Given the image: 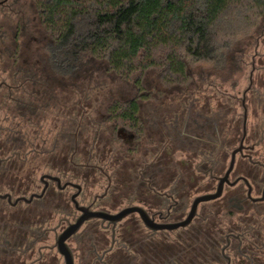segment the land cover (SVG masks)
<instances>
[{
	"label": "flooded vegetation",
	"instance_id": "af4514ba",
	"mask_svg": "<svg viewBox=\"0 0 264 264\" xmlns=\"http://www.w3.org/2000/svg\"><path fill=\"white\" fill-rule=\"evenodd\" d=\"M18 1L0 0V15H17L13 6ZM33 8L37 10L35 4ZM21 23L23 21L15 22V32L8 45L5 44L8 30L13 27L5 21L0 23V62L4 60L6 69L3 74H7L6 78L0 80V104L5 106V110L11 103L23 105L24 111L20 112L19 116L26 124L27 121L33 122L37 118L41 121L42 114L36 113L41 106L48 103L43 102L41 96L42 93L47 98V92L41 91V77L44 71L41 67L32 69V57L27 56L19 44ZM252 92L257 93L250 82L242 98L231 97L221 104L210 105L204 114L199 112L197 102L186 101L179 104L177 112L169 109L168 113L154 114L149 119V129L141 117L138 102L142 135L111 119L108 114V118L114 121L110 130L112 137L115 128L121 125L117 136L123 140V145L118 148L111 145L112 138L109 140L110 145L105 144L106 126L102 123H98V126L92 123L90 115L80 113L79 108L75 109V104L70 109L67 108L68 112L67 109L62 112V120H58L62 131L58 133L59 137L49 150L46 148L49 146V138L44 137L41 126L33 122L40 128L36 130L37 134L43 136L33 151L46 155L47 158L49 156L51 164L47 166L53 169L52 173L43 174L39 179L43 185L42 190L45 183L47 184L45 192L41 197H34L29 203L19 201L14 205L17 199H30L31 195L41 194L42 190L40 193H31L29 197H26L25 193L15 198L13 193L6 191L0 194L10 195L11 203L7 199L0 201L7 202L13 208L20 203L32 205L41 202L35 211L37 221L42 216L41 209L48 206L62 215V219L57 227H44L43 230L38 227L32 242L15 250V253L21 255V260H0V264H27L28 260L22 258L35 250L38 257L29 264H40L43 261L44 249L57 250L55 244L39 249H36V245L49 233L55 234L56 243L58 235L76 221L78 217L73 220L74 210L79 215L81 212L75 207L74 195H77L76 201L80 206L90 207L94 211L117 214L124 208L138 206L146 210L155 225L179 223L187 217L197 197L217 192L220 180L225 177L230 167L232 154L238 149L240 151L236 154L233 169L227 181L223 183L222 194L214 200L200 203L188 226L155 231L148 229L139 214L134 213L118 222L115 227L107 221L92 219L82 228L89 222L99 221L101 232L109 233L106 236L110 237V242H106L108 246L99 251L91 244L87 252L93 261L107 264V257L121 245L122 228L132 235L138 228L146 230L154 245L156 241L178 237L182 231L192 229L194 223L209 219L213 225L208 228L222 258L212 264H256L254 260H261L264 256V95L258 92L257 96L249 98ZM82 105L81 109L86 110L87 104ZM238 108L243 112L239 113ZM3 128L9 129L8 126ZM74 138L83 139L84 156L81 160H76V155L81 151L78 150L77 144L74 145ZM121 149L134 164L129 168L124 167L125 173L121 177L119 173H115L117 178L113 180L106 168L114 170L115 166H118L119 161L123 159L119 156ZM138 150L140 153L146 152L144 158H134ZM177 154L181 155L180 160L176 157ZM21 155L26 162L29 154L19 153L20 157ZM3 162L4 159H0V166ZM44 176H52L59 181ZM96 176L105 177L107 185L103 193L92 195L89 192L97 185V180L92 182ZM77 179L83 181L79 182ZM49 196L51 199L48 198L47 202L46 198ZM20 220L24 221L21 218ZM79 232L68 240V245ZM87 234L85 236L89 239L88 242L94 239Z\"/></svg>",
	"mask_w": 264,
	"mask_h": 264
},
{
	"label": "trees",
	"instance_id": "16d2710c",
	"mask_svg": "<svg viewBox=\"0 0 264 264\" xmlns=\"http://www.w3.org/2000/svg\"><path fill=\"white\" fill-rule=\"evenodd\" d=\"M33 1L43 27L51 35L46 56L52 73L64 79L67 77L61 71L74 73L90 55L107 61L110 69L125 79L143 75L154 67L164 68L178 81L186 79L187 58L206 62L219 59L232 39L250 32L264 16V0ZM135 83L141 89V78ZM22 111L23 105L11 103L0 120V159H4L0 166V191L6 188L3 192L15 196L31 190L36 165H48L50 159L33 151L43 136L25 127L19 116ZM138 114L137 99L116 102L109 108L111 119L142 135ZM27 123L36 127L31 121ZM26 152L29 157L24 162L19 153ZM6 207L14 209L0 201V209L5 212ZM0 218V260H16L15 250L32 242L42 221L36 217L6 221L3 214ZM86 225L97 234L89 245L102 251L108 246V238L101 232L100 222ZM212 225L209 219L201 220L178 237L162 239L154 245L146 230L138 228L132 235L122 228L121 245L107 257V264H212L222 259L211 237ZM254 261L264 264V256ZM94 264L103 263L94 260Z\"/></svg>",
	"mask_w": 264,
	"mask_h": 264
},
{
	"label": "rangeland",
	"instance_id": "374dc122",
	"mask_svg": "<svg viewBox=\"0 0 264 264\" xmlns=\"http://www.w3.org/2000/svg\"><path fill=\"white\" fill-rule=\"evenodd\" d=\"M33 6V0H19L13 6L17 15L13 16L3 13V15H0V23L5 21L13 27L12 30H8V38L5 43L8 45L13 32H15V22H19V20L23 21L19 28V44L27 56L32 57L30 63L32 69L41 67L42 71H44L41 77L43 85V87L41 86V91L45 92V89L47 90V98L42 93L41 96L43 97V102L48 104L41 106L36 113L37 115L42 114V120L40 121L37 118L33 122L39 124L43 130L44 137L49 138V146L46 147L48 150L59 137L58 133L62 131L59 124V121L62 120V112L67 108L70 109L74 104L75 109L79 108L80 113L90 115L92 123L97 126L98 123L104 124L106 126L105 144L110 145L109 140L112 138V141H110L112 142L111 145L114 148H118L123 145V140L117 136V131L121 128V125L115 128L114 136L112 137L110 130L113 128L114 121L108 118L109 108L116 102L125 103L132 99H137L141 107V117L144 120L146 128L149 129L151 128L149 119L154 114L161 115L168 113L169 109L177 112L179 104H184L186 101L190 102V100H193L197 102V107L200 109L199 112L204 114L210 105L221 104L231 97L242 98L244 91L250 85L251 78L253 90L257 93L252 92L249 98L257 96L258 92L264 95V16L250 32L232 39L229 47L224 49V54L219 59L206 62L187 58L186 79L178 81L175 79V76L168 75L166 70L160 67L151 68L143 75L134 74L130 79H125L112 71L107 61L96 55L85 57L81 65L75 68L74 73L61 71L67 77L64 79L65 77L57 78L52 73V66H50L46 56V45L51 40V35L43 27L38 12ZM17 63L19 64V62ZM4 65L3 60L0 62V80L4 77L6 78L7 75L6 73L3 74V70L6 69ZM55 69L57 68L55 67ZM138 78H141L142 81L141 89L135 83V80ZM82 104H87L86 110L81 109ZM68 109L66 110L67 112ZM237 111L239 113L243 112L241 108H238ZM4 114V106L0 104V120H3ZM16 115L18 116V113ZM25 127H28V130L31 132L40 129L38 126H32L30 123H26ZM74 130H76L75 126ZM74 140V145H76V138ZM77 145L79 147L78 150L81 152L79 155H76V160H81L82 156H84L82 155L84 150L83 139L78 138ZM142 145H145V143H142ZM121 150L119 156H122L123 159L119 161L118 166H115L114 170L110 169V167L106 168L108 175L112 176L113 180L117 178L115 173H119L121 177L125 173H123L124 167L129 168L134 164L131 163L130 157L123 153V149ZM138 152L134 154V158H139V156L141 158L145 157L146 152L140 153L139 150ZM176 157L179 160L182 158L179 154ZM48 158L50 157L48 156ZM139 161H136L137 164ZM45 164L41 162L36 165V169L38 170L34 172V185L26 193V197H29L33 192L40 193L43 188L39 180L40 177L43 174L52 173L53 169L48 168L47 163ZM50 164L51 162L49 163L48 161V166ZM93 178L92 182L97 180V185L96 187L93 186L89 193H92V195L103 193L105 185H107V179L97 176ZM80 180L83 181V179ZM80 180L77 179L79 182ZM3 189L5 190L6 188ZM3 189L1 188L2 192L0 191V193L6 192H3ZM13 197L15 198V195ZM48 198L51 199V197L46 198L47 202L49 201ZM38 203L35 202V205L32 204L28 207L26 204L20 203L13 210L6 207L5 212L1 208L0 217L3 214L6 221H12L14 217L27 221L30 217L35 218V215H37L35 211H37L41 202ZM41 211L42 230L44 227H57L59 221L62 219V215L57 214L50 206L42 208ZM78 216L79 213L74 210L73 220ZM60 231L61 229H59ZM86 233L90 234V237H97L95 229L90 225H85L79 234L69 241V245L74 252L76 264H94L92 256L87 253L90 245L89 239L85 236ZM109 242L110 237L108 238ZM54 244L55 234L49 233L42 242L36 245V249L43 246L51 247ZM42 254L43 261L40 264H64V259L58 254L57 250L49 251L44 249ZM16 257H18L16 260H21L19 254ZM37 257L38 253L35 250L29 253L27 257L22 258V260H28L27 264H29L31 260ZM10 260L13 259L11 258Z\"/></svg>",
	"mask_w": 264,
	"mask_h": 264
},
{
	"label": "water",
	"instance_id": "95a60500",
	"mask_svg": "<svg viewBox=\"0 0 264 264\" xmlns=\"http://www.w3.org/2000/svg\"><path fill=\"white\" fill-rule=\"evenodd\" d=\"M256 55H257V50H256ZM254 57H256V56H254ZM254 57H253V64H254ZM253 70H254V68H253ZM251 82H252V78H251ZM76 144H77V138H76ZM238 151H240V149L235 150L233 152L230 167H229L225 177L220 180V185H219L217 192L215 194H206V195L197 197L194 200L193 205L191 207V210H190L189 214L187 215V217L179 223L155 225L154 222L152 221V219L148 216L146 210H144L142 207H138V206H132V207L124 208L120 212H118L117 214H110V213L104 212V211H94L90 207L80 206L79 203L76 201L77 195H74L73 201H74L75 207L78 211L81 212V214L78 216V218L76 219V221L74 223L69 224L68 227L60 235H58V237L56 238V243H55V247L57 248L59 254L64 258V264H75L74 255H73V252H72L70 246L68 245V240L72 236L77 234L80 231V229L82 228V226L87 221L92 220V219H101L103 221H107L115 227L118 222L122 221L123 219H125L129 215L134 214V213H138L141 220L143 221L144 225L148 229H151V230H155V231L160 230V229H162V230L163 229L175 230V229H178L179 227L188 226L191 223L192 219L195 217L197 209H198V205L200 203L211 201V200H214V199L220 197V195L222 194L223 183L225 181H227V178L233 169L236 154ZM44 177H47L51 180L59 181V179L52 177V176H44ZM44 177L42 178V181H43ZM46 185L47 184L45 183V187L42 190L41 194H33V195H31L30 199H27L24 197L17 199L13 204L15 205L19 201H24L26 203H29L34 197H41L45 192ZM74 186L80 189L79 186H77V185H74ZM0 199H7L11 203L12 198L8 194H4V195L0 194Z\"/></svg>",
	"mask_w": 264,
	"mask_h": 264
}]
</instances>
